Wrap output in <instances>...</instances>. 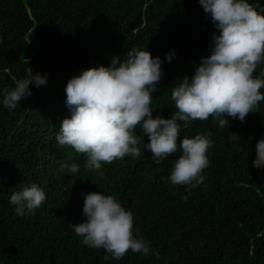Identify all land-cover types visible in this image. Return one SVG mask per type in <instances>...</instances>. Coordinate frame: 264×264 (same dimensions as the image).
I'll return each mask as SVG.
<instances>
[{"label":"trees","instance_id":"1","mask_svg":"<svg viewBox=\"0 0 264 264\" xmlns=\"http://www.w3.org/2000/svg\"><path fill=\"white\" fill-rule=\"evenodd\" d=\"M214 31L198 0H0V91L31 73L48 77L39 88L29 85L32 94L15 109L0 106V264H264V168L252 166L264 138V103L243 123L229 118L226 130L211 117L181 123L180 138L212 133L205 179L195 188L168 179L180 151L156 163L138 128L141 155L102 162L101 171L85 170L83 154L55 142L69 116L68 79L123 59L134 46L162 60L175 52L162 64L151 104L154 116L169 118L176 111L171 87L209 54ZM229 132L240 141L229 142ZM70 163L79 173L68 174ZM30 183L46 201L17 216L8 199ZM91 191L131 211L133 235L150 245L148 255L129 250L106 261L103 248L82 243L69 224L82 221L81 192Z\"/></svg>","mask_w":264,"mask_h":264},{"label":"clouds","instance_id":"2","mask_svg":"<svg viewBox=\"0 0 264 264\" xmlns=\"http://www.w3.org/2000/svg\"><path fill=\"white\" fill-rule=\"evenodd\" d=\"M198 3L215 31L211 34L209 54L200 57L198 64L193 62V73L177 79L179 82L171 87L176 111L169 118L154 116L151 104L153 93L164 78L162 64L174 59V50L165 53L162 60L146 46H134L123 59L113 56L107 66L81 69L68 79L64 104L69 116L62 119L55 142L83 154L85 170L101 171L102 162L111 163L125 156L138 158V128L147 137L143 151L150 152L156 163L180 151L168 179L173 185L195 188L205 179L202 173L209 166L212 133L180 138L181 123L187 125L211 117L220 129L226 130L229 118L243 123L264 103V4L260 0ZM47 79V74L31 73L18 80L11 90L0 91V106L15 109L32 94L29 85L39 88L47 84ZM226 139L240 141L233 132ZM252 166L264 168V138L256 142ZM66 167L72 176L79 173L81 166L70 163ZM81 196L83 219L69 227L82 237L85 246L103 248L106 261L119 260L129 250L133 254H149L150 245L133 235V214L115 197L98 191L81 192ZM45 201L46 193L36 183L22 186L8 199L17 216L33 213Z\"/></svg>","mask_w":264,"mask_h":264}]
</instances>
